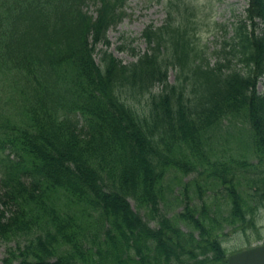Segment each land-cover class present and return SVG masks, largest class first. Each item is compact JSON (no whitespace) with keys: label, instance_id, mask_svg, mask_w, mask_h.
<instances>
[{"label":"trees","instance_id":"trees-1","mask_svg":"<svg viewBox=\"0 0 264 264\" xmlns=\"http://www.w3.org/2000/svg\"><path fill=\"white\" fill-rule=\"evenodd\" d=\"M244 1L229 50L216 52L236 54L237 68L225 56L206 62L188 19L175 24L171 11L142 32L136 61L100 50L99 66L96 46L108 45L126 0H0V246L23 239L6 244L2 264L226 262L222 231L255 227L242 190L264 204V176L246 157L212 159L240 122L241 155L264 164V0ZM128 96L145 97L146 110ZM175 172L206 179L194 181V203L185 188L171 198ZM174 200L183 208L170 216Z\"/></svg>","mask_w":264,"mask_h":264},{"label":"rangeland","instance_id":"rangeland-1","mask_svg":"<svg viewBox=\"0 0 264 264\" xmlns=\"http://www.w3.org/2000/svg\"><path fill=\"white\" fill-rule=\"evenodd\" d=\"M126 6L124 12L125 16L119 22V25L110 28L106 34L108 41V53L110 52L113 57L117 58L123 64H131L136 61L139 55L143 54L147 50V45L142 37V31L147 26L161 27L165 25V20L167 19L168 12L171 11L172 22L176 23H185L184 19H188L189 23V34L193 37L197 48L202 50V56L206 59L210 65L216 60H220V63H223L224 56L227 59L232 58V65H236L237 68H242L243 65L237 59L236 54H220L216 53L221 51L222 48L229 50V44L226 45V41L229 40L232 34L231 27L237 18H242L244 14V8L246 6L244 0H185V3H188L190 6H193L195 10L188 9L189 11L184 12L182 8L179 11L170 10L168 7L170 0H126ZM172 3H175L180 0H171ZM98 4H90L88 6V11L90 14L95 15L96 8ZM97 51L94 54V59L97 65L101 66L102 59L101 53L99 50H105L106 47L102 44L97 45ZM177 71L175 69H170L168 72L169 82L175 83L177 78ZM161 86L156 85L153 88V93H159ZM258 90L260 93H264V82L260 81L258 83ZM145 97H136L131 98L128 96L126 102L129 103L132 107V110H135L139 114H142L146 109V103L144 102ZM237 127L246 128L245 125L240 122L236 126L231 127L232 130H229L227 134L224 135V138L219 140L217 145L214 147L216 156H213L212 159L222 160L227 162L229 159L239 160L240 158L248 159L253 166H250L249 172L258 170V172L264 176V165L260 163V166L255 165V158L253 154L241 155V152L245 150L241 143H238V140L234 135H237ZM238 137V136H237ZM244 139V136H242ZM253 163V164H252ZM170 178L173 180L172 187L173 192L171 198L176 192H185L188 197V202L194 203L196 200V192L194 191L193 183L194 181L206 182V179L203 176H199L196 172L189 173L187 175H182L180 173H171ZM241 183V182H240ZM183 184V186H181ZM187 184V186H186ZM243 186V184H241ZM241 187V186H240ZM245 187V190H242L241 195L247 201L245 203L249 205L248 208H253L251 213L255 219L256 225L253 230H247L245 233L240 231L236 227H228L222 231V246L228 254L231 252L242 250L244 247H249V245H254L256 243H264V204L258 208L255 207L254 201L250 200V195L247 194V191L251 194L252 188ZM212 202H214L213 197L211 196ZM249 199V200H248ZM217 201V200H216ZM223 203L224 214L225 211L228 212L229 206L225 201ZM170 206L166 207V212L168 215L173 216L174 213L181 211L183 207H180L177 200H174ZM130 204L134 207L133 202ZM7 214L12 210L7 208ZM143 215V212H140ZM251 217V215H249ZM187 228H184V231ZM18 241L21 245L23 242L22 238H18L15 241L6 243L8 247L15 248L16 242ZM18 243V244H19ZM6 244L0 246V264L5 258V249Z\"/></svg>","mask_w":264,"mask_h":264},{"label":"water","instance_id":"water-1","mask_svg":"<svg viewBox=\"0 0 264 264\" xmlns=\"http://www.w3.org/2000/svg\"><path fill=\"white\" fill-rule=\"evenodd\" d=\"M226 264H264V246L233 253Z\"/></svg>","mask_w":264,"mask_h":264}]
</instances>
